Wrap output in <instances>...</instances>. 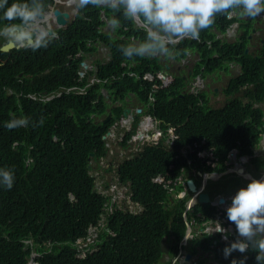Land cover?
<instances>
[{
    "label": "trees",
    "instance_id": "1",
    "mask_svg": "<svg viewBox=\"0 0 264 264\" xmlns=\"http://www.w3.org/2000/svg\"><path fill=\"white\" fill-rule=\"evenodd\" d=\"M34 1L38 3L40 0ZM83 8L88 12H83V17L78 16L43 54L49 60L62 55V61H65L66 56L69 66L67 78L57 70L51 73L66 88H82L87 82L85 78L78 81L80 59L74 55L79 50H93L88 48L87 41L92 39L90 33H94L99 25V16L94 11L96 2H90ZM116 18L122 26L133 25L132 19L123 15L122 10H118ZM241 26L244 31L234 41L215 40L214 32L204 34L206 28L202 29L200 40L186 39L169 46L180 58L185 56L188 47L198 51L201 62L195 66L193 76L219 70L228 73L229 63L240 65L241 73L230 78L223 89L227 98L221 107H207L201 93L178 95L175 89H178L181 78L176 79L177 85L152 91V84L143 81L141 76L147 70L155 72L157 64L150 68L137 65L130 69L136 75L129 76L127 68L120 66L124 57L123 47H115L113 43L112 58L100 68L98 75L100 79H106V83L95 84L84 93L62 94L52 105L29 100L25 113L31 117L33 125L18 133H4L0 126V171L10 170L14 176L12 184L16 182L14 188L0 183V264H26L32 251L39 253L35 258L38 264L159 262L160 235L171 231L178 239L183 233V223L180 211H176L175 219L168 226L167 217L175 209L156 205L151 200L143 204V215L135 220L133 214L113 205V213L106 220L124 223L123 230L128 232L127 235L111 224L115 235L105 229L98 231L97 244L101 249L98 254L80 257L77 253L76 241L86 238L88 227L97 225L105 213L104 208L110 206V198L97 189L88 166L91 153L94 154L93 162L105 153L102 136L114 120L112 116L107 122L94 121L90 117L105 113L106 106L99 87L103 84L111 95L116 91L122 97L126 91L124 85L129 81L135 82L138 86L134 92L139 93L143 89L146 96L151 94L155 97L148 112L160 121L163 129L171 124L184 123L177 129L179 138L175 141L174 151L159 155L156 150L160 146H149L145 148L143 166L130 169L135 159L123 161L116 168L115 175L101 185L102 190H107L110 182H115L126 190V198L129 196L132 201L142 190L161 192L162 185L153 181L155 176L162 175L165 180H172L182 166L189 168L197 160L196 152L190 153L189 148H186V157L179 153L182 146L192 148L197 138L203 149L215 147L225 157L238 141H250L251 138L256 143L258 133L264 130L263 110L254 106L264 102V44L258 47L255 57L245 53L250 22L242 21ZM139 35L143 40L145 35ZM5 82L7 80L0 73V92ZM25 105L22 98L19 102L16 99L9 102L14 110L24 109ZM111 113L118 118L121 108L111 110ZM233 130L238 140L232 135ZM18 139H27L32 145L29 154H23L21 147H7ZM240 149L244 151L241 146ZM187 160L191 161L190 165ZM105 171L111 172V169ZM171 186L181 188L180 185Z\"/></svg>",
    "mask_w": 264,
    "mask_h": 264
},
{
    "label": "clouds",
    "instance_id": "2",
    "mask_svg": "<svg viewBox=\"0 0 264 264\" xmlns=\"http://www.w3.org/2000/svg\"><path fill=\"white\" fill-rule=\"evenodd\" d=\"M77 1H79L78 4ZM90 2H96L94 11H97L99 16V25L95 28L94 33H90L92 39L87 41L88 48H93V50L89 52L79 50L74 55L75 58L80 59L77 71L78 81L85 78L87 82L82 88L75 86L66 88L51 74L53 70H57L58 74L67 78L69 66L66 62V56L65 61H62V55L49 60L43 54L45 51L48 52L49 47L59 40L62 35L61 32L66 31L77 20L78 16L83 17V12H88L84 10L83 6ZM73 8H76L75 12H71ZM118 10H122L123 15L132 19V27L120 24L116 18ZM237 12L244 16L235 18L234 15ZM262 13H264V0H40L38 3H35L34 0H0V73L7 80L2 85V92H0V99L1 95L3 96L0 110L1 130L7 134H14L33 125L31 117L25 113L29 100L52 105L56 98L62 94L84 93L87 88L95 84H100L102 81L106 83L107 80L100 79L98 75L100 68L112 58L111 44L113 43L116 44L115 47H123L124 57L120 66L127 68L126 73L129 76L136 75L130 69L137 65L150 68L157 64L158 69L155 72L147 70L141 76L143 81L152 84V91L177 85L176 79L181 78L180 87L178 84V89H175L178 91V95L193 93L180 92L183 86V78L180 76V72L176 71L173 72L174 76L170 65L166 63L170 62L169 64H171L173 60H181L187 56L188 51L195 52L197 50L188 47L185 56L180 58L175 50H170L169 46L177 45L186 39L200 40L202 29L206 28L204 34L214 32L215 40H226L224 37L219 38L226 33L238 34L239 36L244 31L241 26L242 21L250 22L252 18H255L258 21L256 23H261L263 20L259 18V14ZM57 15L62 16V22H58ZM108 24L110 26L106 31L102 30V27ZM253 27L254 24L250 26L247 34L248 43L246 47L248 48L250 45L256 47V43L252 41L250 35L251 31L256 30ZM259 32L261 29L256 30L257 38ZM117 33L122 34L121 39H117L115 36ZM139 34L145 35L143 40ZM26 37L32 41L27 43ZM248 37H250L249 40ZM262 37L263 40L260 42ZM260 38L257 41L259 48L264 44V34ZM10 44L12 47L5 49ZM100 48L107 49V59L105 61L94 60L93 64L88 63L92 55L98 52ZM259 48H256V54ZM167 53H171L170 59L161 64L159 56L156 55L163 54V57L166 58ZM248 53L250 52L248 51ZM254 54L251 55L255 57L256 54ZM200 62L201 56L199 54L196 65ZM82 63L87 66V69L81 66ZM233 65L238 64L229 63L228 72L231 71ZM214 74L219 75V71ZM121 75L125 77L122 73ZM137 86L135 82H127L124 85L126 91L122 97L116 91L115 94L111 95L104 85L99 87L101 95H104V91L105 94L111 95V99L109 102L103 99L106 106L105 113L90 116L94 121L107 122L111 116L114 119L102 136L105 141V153L100 158L108 155L111 150L107 140L115 131L120 128L124 129V133L120 135L118 142L121 151L124 153L121 158L114 159L115 164H111L109 161L107 166L114 175L116 168L118 169L119 164L123 161L135 159L130 169L143 166L145 164L142 162L145 148L149 146H160V149L156 150L159 155L174 151L175 141L179 138L176 134L177 129L184 124H171L163 129L160 121L148 112L149 107L155 102V97L151 94L146 96L143 89L139 93L134 92ZM203 92L209 93V91L200 88L193 94H202ZM211 92L214 96L222 97L214 90ZM214 92L216 93L214 94ZM223 96L224 104L227 95L223 94ZM21 98L26 101L24 109L14 110L9 106L12 99L19 102ZM115 102H119L120 105ZM263 103L254 106L261 107L263 110ZM109 104L111 107H108ZM116 108H121L118 118H116L115 113H111V110ZM153 126L155 129L150 131ZM151 132H155V134L150 136ZM263 134L264 130L258 133L256 143L251 138L250 141H238L236 147L228 151L225 157H222L220 149L210 147L205 150L198 139H194L192 148L182 146L179 149V153L185 157L186 148L190 149V153L196 152L197 160L193 161L194 164L189 168L182 166L179 174L172 180H165L162 175L155 176L153 181L162 185V191L150 193L147 190H142L137 199L133 201L128 196V201L134 206L133 208L127 204L125 192L120 197L121 193L118 190L120 187L115 182H110V185H115L113 193L110 195L104 193L110 198V206L104 208L105 213L101 215L97 225L88 227L86 238L76 241L78 243L76 246L78 255L89 257L98 254L101 251L97 244L98 231L105 229L110 234L115 235L110 228L111 224H114V229L117 228L123 231L124 235H127L128 232L123 230L124 223L118 221L111 223L106 220L113 213V205L133 214L135 220L143 215V204L151 200L156 205L175 209L174 213L167 217L168 226L175 219L176 211H180L179 217L183 223V233L178 239L171 231L160 235L158 241L161 257L159 262L155 264H189L188 261L182 260L180 262L178 259L179 254L177 252L181 247L179 241L192 238L198 248L206 249L208 240L214 232V223L215 232L220 233L221 238L228 241V244L224 245L222 249L224 257L222 264H264V175H261L260 179H256V177L250 179L244 186L247 177L264 170V163L255 162L253 166L243 170L244 174L237 173L242 162L264 159L257 152L258 149L263 148V141L261 140ZM232 135L238 140L234 130ZM135 141L140 142V145L133 147L132 143ZM239 145L244 151L240 149ZM7 147L14 149L21 147L23 154H29L32 149V145L27 139L15 140ZM93 156L94 154L91 153L90 163ZM100 158L95 160L97 164ZM190 162L187 160V164L190 165ZM13 179L14 176L10 170L0 171V183L4 186L14 188L16 182L12 184ZM216 180H225L230 182L231 186H239L240 188L238 190L216 191L215 188L209 187L210 182ZM188 181L193 182L194 191L189 190ZM171 184L180 185L181 188L172 187ZM110 185L107 190L99 191H108ZM206 190L212 191V193L208 194ZM200 194L207 196L208 199L205 203L198 202L197 199ZM229 232H231L230 236ZM164 248L168 252H163L162 249ZM36 257H39V253L32 251L26 264H38L35 261ZM206 258L204 256L202 261Z\"/></svg>",
    "mask_w": 264,
    "mask_h": 264
},
{
    "label": "rangeland",
    "instance_id": "3",
    "mask_svg": "<svg viewBox=\"0 0 264 264\" xmlns=\"http://www.w3.org/2000/svg\"><path fill=\"white\" fill-rule=\"evenodd\" d=\"M78 3H79V1H77V4ZM75 11H76V8H73L71 10V12H75ZM259 18L263 20L261 23H256L258 21H256L255 18H252L250 21V26L252 24H254V27L256 28V30L261 29V32L258 33L259 34L258 38L256 37V30H254L253 32L251 31V33H250L252 41L254 43H256V47L254 48L253 46L250 45V47L248 48V51L250 53L253 52L255 54H256V48H258V42L257 41H259V38L261 37V35L264 34V13L259 14ZM109 26H110V24H108L105 27H102V30L106 31V29ZM254 27H253V29H254ZM261 27H263V28H261ZM115 36L117 37V39L122 38V34H119V33H117ZM237 36H238V34L233 35L230 33H226L224 35H221L219 38L224 37L227 41H233L234 38ZM262 40H263V37L260 38V42ZM156 56H159L158 58L160 59L161 64H163L166 60L170 59L171 53H167L166 58L163 57V54H158ZM107 57H108L107 49L100 48V50L98 52H96L94 55H92V57L89 59L88 63L93 64L94 60L105 61L107 59ZM198 60H199V54L197 53V51H195V52L188 51L187 56L185 58H183L181 60H173V63L169 64L170 63L169 62L166 64L170 65L169 67H171L172 74L174 71H176L178 73L180 72V76L184 79V85L180 89L181 93H184V92L195 93L200 88L204 89L206 91H209V93L203 92L201 94L202 99H204V100L206 99V101H207L206 106L207 107L210 106L213 108L220 107L224 102V96H223L224 90L223 89L225 87H227V84L231 80L230 78L239 74L240 66L239 65L231 66V71H229L228 73H225V70H219V75H215L214 73H212V74H206L203 77L201 75L193 77V69L196 66V63L198 62ZM90 78L92 79L93 77L91 76ZM181 82H179V87L181 85ZM213 90L216 91L222 97L214 96L211 92ZM216 92H214V94ZM103 93L105 94L104 91H103ZM262 108L264 110V103L262 104ZM147 128H149V127H147ZM150 129H151L150 131H152L153 129H155V126L151 127ZM123 133H124L123 128H120L118 131H115L112 134V136L107 140L109 146H111V150L109 151L108 155H106L103 158H100L98 160V164L96 162H93V161H91V163H90V173L95 178V186L97 187L98 190L103 189L101 187V185L103 184V181L109 180V178L114 175L113 172L105 171V169H108L107 166L109 164V161H111V164H115L114 159L115 158L116 159L121 158L123 153H124L123 151H121L120 145L118 143L120 140V135H122ZM152 134H155V132L154 133L151 132L149 135L151 136ZM132 145H133V147L139 146L140 142L135 141L132 143ZM257 152L264 158V147L258 149ZM220 184L223 185V183H220ZM114 186L115 185L111 184L110 189L108 191H105L104 193L107 195L112 194L113 190L115 189ZM118 190H119V193H121L120 197H122V195H123L122 193L125 192V189L120 187ZM127 204H129L130 208L134 207L128 201V196H127Z\"/></svg>",
    "mask_w": 264,
    "mask_h": 264
},
{
    "label": "flooded vegetation",
    "instance_id": "4",
    "mask_svg": "<svg viewBox=\"0 0 264 264\" xmlns=\"http://www.w3.org/2000/svg\"><path fill=\"white\" fill-rule=\"evenodd\" d=\"M183 85H184V79H183ZM184 95V94H183ZM117 105H120L119 102H115ZM264 147V146H262ZM255 162H258L259 164H263L264 163V159H259V160H247V164H243L245 170L248 169L249 167L253 166ZM263 162V163H262ZM239 169H237L238 171ZM264 171V170H263ZM264 174V172H263ZM254 175V174H252ZM220 183H223V185H221ZM210 188H214L215 186H217V188L219 189V191L221 190H225V191H229V190H235V189H239V186H231L230 182L228 181H218L217 184H215L214 182H210L209 184ZM245 186V184H244ZM203 188V187H202ZM204 189V188H203ZM205 190V189H204ZM206 192H210L208 190H206ZM211 194V193H210ZM207 213H210L209 211H207ZM216 217V221H217V215ZM222 224V223H221ZM223 226H225L227 228L226 225L222 224ZM215 223L213 225L214 228V232L212 233L211 237L209 238V243L207 244V248L204 249L202 247H197L194 244L193 239H187V240H180L179 244L181 245L180 250L177 252V254H179V261L181 262L182 260L184 261H188L189 264H213L214 262H216V264H222L224 257L222 254V249L224 247V245L228 244L227 240H223L221 238V234L220 233H216L215 232ZM231 235V232H229V236ZM207 257L205 260L202 261L203 257Z\"/></svg>",
    "mask_w": 264,
    "mask_h": 264
},
{
    "label": "water",
    "instance_id": "5",
    "mask_svg": "<svg viewBox=\"0 0 264 264\" xmlns=\"http://www.w3.org/2000/svg\"><path fill=\"white\" fill-rule=\"evenodd\" d=\"M57 17H58V22H62V20H61V18H62V16L61 15H57ZM63 24H64V22H63ZM250 39V37H248V40ZM32 40L29 38V37H26V42L27 43H30ZM9 47H12V44H10L8 47H6L5 49H7V48H9ZM244 52L245 53H248V47H246L245 49H244ZM251 54H254L253 52L251 53ZM81 66L84 68V69H87V66L84 64V63H82L81 64ZM82 75V74H81ZM237 173H239V174H242L243 173V169H239L238 171H237ZM244 174V173H243ZM187 186H188V188H189V190L190 191H194V184H193V182L192 181H188L187 182ZM207 196L206 195H203V194H200L199 196H198V202H200V203H205L206 201H207ZM162 251L163 252H166L167 251V249H162ZM168 252V251H167Z\"/></svg>",
    "mask_w": 264,
    "mask_h": 264
},
{
    "label": "bare ground",
    "instance_id": "6",
    "mask_svg": "<svg viewBox=\"0 0 264 264\" xmlns=\"http://www.w3.org/2000/svg\"><path fill=\"white\" fill-rule=\"evenodd\" d=\"M234 16H235V18H236V17H238V16H244V15H241V14H239V12H237V13H235ZM100 87H102V85H101ZM103 99H104L105 101H108V102H109L110 99H111V96H110L109 94H104V95H103ZM108 107H111V104H109ZM261 140L263 141L262 146H264V134L261 135ZM262 163H263V162H262ZM243 164H247V160L244 161V162H242V163L240 164V168L243 169V170H245ZM240 168H238V169H240ZM263 172H264V171L261 170V171L258 172L257 174H254V175L251 174L249 177L246 178V181L244 182V184L246 185V183H247L250 179H253L254 177H256V179H260L261 175H264ZM202 175H204V174H202ZM218 181H219V180H216L214 183L217 184ZM214 188H215L216 191H219V189L217 188V186H215ZM207 193L210 194V193H212V191L207 192Z\"/></svg>",
    "mask_w": 264,
    "mask_h": 264
}]
</instances>
